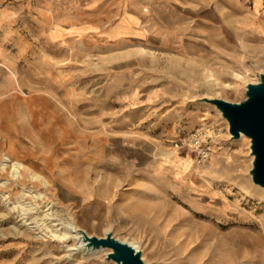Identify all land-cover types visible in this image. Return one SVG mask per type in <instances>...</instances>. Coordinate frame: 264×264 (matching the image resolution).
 <instances>
[{
  "label": "rangeland",
  "instance_id": "1",
  "mask_svg": "<svg viewBox=\"0 0 264 264\" xmlns=\"http://www.w3.org/2000/svg\"><path fill=\"white\" fill-rule=\"evenodd\" d=\"M199 3L0 0V264H116L106 249L70 257L50 229L24 224L22 204L40 215L48 202L90 237L137 241L144 264H218L247 251L264 264V188L252 180L251 142L234 139L205 101L246 99L264 74V33L239 19L226 37ZM25 108L31 119L19 116ZM60 127L87 148L56 139L38 152ZM199 130L211 145L202 164L174 145ZM11 146L49 189L2 170ZM173 154L192 164L177 179L163 167ZM23 191L32 195L18 200ZM175 241L187 247L183 257L195 249L186 263Z\"/></svg>",
  "mask_w": 264,
  "mask_h": 264
},
{
  "label": "bare ground",
  "instance_id": "2",
  "mask_svg": "<svg viewBox=\"0 0 264 264\" xmlns=\"http://www.w3.org/2000/svg\"><path fill=\"white\" fill-rule=\"evenodd\" d=\"M199 4H205L204 7H206L205 12V18L213 23H220L219 29L225 34L226 37H229V25L235 24L239 21V19H244L248 23H250L252 26H256L258 29V32L264 33V0H199ZM209 8V9H208ZM13 82L12 80L8 83L7 87L4 88L5 92L10 91L12 88ZM25 102H29V99L26 98ZM29 111V112H28ZM58 112V107L53 108L52 113ZM19 116L22 117L23 115L26 117H29V119L32 118V115L30 114L29 108H25L24 111H19ZM29 113V114H28ZM4 110L2 107L0 108V120L1 122L4 121ZM74 132V133H73ZM77 132L71 131L69 127H60L59 129V135L55 136V133L53 132H46V135L44 136V141L42 147L37 146V151L40 153H43L45 150V143L50 145L49 143L54 142L56 139L58 142H64L68 141L74 144L75 149H84L87 148L84 144V141H81V138H78L79 136L76 134ZM241 139H246L250 144V139L246 136L242 135ZM40 148V149H39ZM11 156H4L2 160V170H7V168L11 169V177L13 180H15L16 183H22L24 184L27 180L34 186V187H40L42 185L46 186L47 189H49L50 182L46 179L45 176L37 173L30 167L26 166L23 162L15 159V150L13 146L10 148ZM54 152V150H51V154ZM100 153V152H99ZM97 154V153H96ZM253 159V157H252ZM51 165V160L49 158L43 159V171H48L49 167ZM191 162L187 157H180L177 155H171L167 157L163 161V167H165L166 170L170 171L174 177L177 179L183 175H185L190 167ZM162 169V168H160ZM42 171V172H43ZM2 186H5V189L9 188L8 182L1 183ZM28 194H31V191H23L21 196L18 198V200L23 199L28 196ZM33 197L37 200H45L46 195L43 193H36L33 195ZM23 203V202H22ZM51 202H48L45 207L46 210L42 211L40 215H32L31 213L34 208H27L22 204V220L24 221V224H26L28 221L29 224H33V222L40 228L44 227L45 229L49 230L53 236V238H56L59 242L66 245L65 248H69V256L72 257L75 254L79 253H86L88 254L91 251V247L88 246V241L85 239V237L80 233L81 230L77 227V225L71 220L70 218H67V221L65 219H62V217L54 210V206H50ZM50 222L48 223V221ZM42 223V224H40ZM51 223H56L51 225ZM145 223H149L148 221ZM55 228V230H54ZM196 228H199L205 232V234H210L211 236L215 235L216 233L209 229L208 227L196 223ZM154 229V227H153ZM158 231V229H156ZM111 233L110 231H107L105 236L107 234ZM116 240L120 241L121 243L128 244L131 246L136 252H141L140 247L138 245V242L135 240L127 241V240H121L119 238H115ZM157 238H154V241ZM161 239V238H160ZM68 240L75 241V244H68ZM150 240V238L148 239ZM175 239L169 238L167 241L174 242ZM173 245V250L175 251L178 256H182V262L186 263L187 260H190L189 257L193 255L192 252L189 253V257L187 255L184 256V252L187 250V247L184 243H179L178 241H175V244ZM223 246L222 243H219V247L221 248ZM107 254H111L110 249H106ZM240 252V251H239ZM233 252H228V256L230 257L228 259L222 260L218 264H255L253 262V256L249 251L244 253H238L236 256ZM144 258V257H142ZM211 258H209L210 260ZM143 260V259H142ZM206 261L203 264H210V261Z\"/></svg>",
  "mask_w": 264,
  "mask_h": 264
},
{
  "label": "water",
  "instance_id": "3",
  "mask_svg": "<svg viewBox=\"0 0 264 264\" xmlns=\"http://www.w3.org/2000/svg\"><path fill=\"white\" fill-rule=\"evenodd\" d=\"M214 105L229 124L234 139L242 135L250 139L254 158L251 176L254 184L264 188V74L258 84L247 86L246 99L240 103H230L221 99L205 100ZM88 241L91 250L110 249L108 260L116 264H144L141 252L116 240L112 233L105 238L90 237L80 232Z\"/></svg>",
  "mask_w": 264,
  "mask_h": 264
},
{
  "label": "built area",
  "instance_id": "4",
  "mask_svg": "<svg viewBox=\"0 0 264 264\" xmlns=\"http://www.w3.org/2000/svg\"><path fill=\"white\" fill-rule=\"evenodd\" d=\"M209 139L210 136L199 130L188 137L180 138L174 142V145L179 149H192L196 153L197 164H202L209 158L211 153Z\"/></svg>",
  "mask_w": 264,
  "mask_h": 264
}]
</instances>
